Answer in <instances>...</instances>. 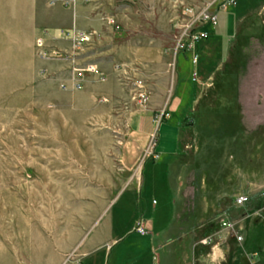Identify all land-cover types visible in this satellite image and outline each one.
Returning <instances> with one entry per match:
<instances>
[{
  "label": "rangeland",
  "instance_id": "374dc122",
  "mask_svg": "<svg viewBox=\"0 0 264 264\" xmlns=\"http://www.w3.org/2000/svg\"><path fill=\"white\" fill-rule=\"evenodd\" d=\"M33 1L0 0V264H76L88 231L115 220L128 192L120 189L142 161L126 167L131 117L173 92L183 53L197 85L189 98L195 124L183 122L192 144L181 159L183 186L189 174L184 224L227 225L239 241L248 236L241 231L264 228V0L219 9L193 51L178 52L176 22L193 0H103L100 27L82 28L89 38L81 48L70 40V53L71 68L94 62L106 77L84 71L75 88L34 63L44 56L32 32ZM205 107L222 117L200 112ZM203 127L218 131L211 137ZM239 193L249 195L243 204ZM160 194L149 200L160 202Z\"/></svg>",
  "mask_w": 264,
  "mask_h": 264
},
{
  "label": "crops",
  "instance_id": "0c3cea01",
  "mask_svg": "<svg viewBox=\"0 0 264 264\" xmlns=\"http://www.w3.org/2000/svg\"><path fill=\"white\" fill-rule=\"evenodd\" d=\"M102 3L106 7L103 0H75L74 4L67 0H34L31 12L34 37L44 36L49 49L70 55V39L60 36L59 29L72 26L98 29L106 12L102 9ZM183 54L181 66L177 64L173 92L166 99L152 101L148 108L131 117L130 129L124 141L126 167H131L136 156L138 161H142L134 166L125 186L120 189L128 192L125 202L114 214L115 220L112 221V214L99 229L89 230L80 243L82 256L79 264H264V228L254 226L241 231L248 236L246 241H239L235 237L238 231L227 225L199 228L184 224L183 220L189 216L184 208L189 174L183 186L181 159L186 153L185 149L192 146L190 141H186L188 131L184 124H195L194 117L190 115L194 100L191 102L189 98L197 85L190 80L187 70L190 68V73L192 71L190 56ZM177 55H174L176 63ZM74 57L58 59L55 56H34V63L40 71L63 75L71 83V58ZM100 70L106 77L104 69ZM90 78L100 80L95 73H91ZM161 110L168 114L156 121L154 117ZM210 110L217 111L216 107H205L200 112ZM219 113L218 117L221 118L223 113ZM200 129L202 133L207 131L211 137L218 131L204 127ZM153 132L159 157H144L142 154ZM192 142H195L194 136ZM156 160H161L165 165L161 167ZM129 188L134 194L131 198ZM156 191L161 193L160 202L149 200ZM218 209L221 214L224 213L221 207ZM126 212H129V216L124 222ZM223 217V221L230 220L227 216ZM138 220L146 228L145 233L134 230ZM210 233L215 234V240L206 244L201 238Z\"/></svg>",
  "mask_w": 264,
  "mask_h": 264
},
{
  "label": "built area",
  "instance_id": "2783aa9c",
  "mask_svg": "<svg viewBox=\"0 0 264 264\" xmlns=\"http://www.w3.org/2000/svg\"><path fill=\"white\" fill-rule=\"evenodd\" d=\"M83 1H90V0H83ZM68 3L74 4L75 0H67ZM237 0H193L183 8V13L180 17V20L176 22V26L179 29L177 34L175 35V43L174 49L175 52L178 51H185L191 50L195 48L196 43L207 35V31L204 30L205 23H216L217 20V11L219 9H226L230 5H234ZM108 20L113 22V17L108 16ZM60 35L68 38L71 40L72 45L81 48L84 43L89 38V33L82 28H77L75 26L68 27V28H61L59 29ZM37 52L41 56H45L47 54H56L61 57H72V55L66 52H60L58 50H52L46 48L44 44V39L42 36L37 37ZM196 56H192V61H196ZM72 59V58H71ZM84 71H88L91 73H95L97 77L101 80L105 78L104 73L96 66L94 62H87L84 65H75L72 68V82L70 85L72 87H80L81 86V78ZM60 85L63 88H67L69 85L66 82L61 81ZM168 112L165 110H161L158 115H155V120H159L162 115H167ZM154 135H151L148 146L145 149L146 155H151L153 158H157L159 153L154 150ZM248 194L239 193L235 197V202L238 204H243L248 200ZM225 224H229L228 221H223ZM134 230L139 233H145L147 230L143 226L140 220H138L135 224ZM240 238V236H238ZM76 264H79V261H76Z\"/></svg>",
  "mask_w": 264,
  "mask_h": 264
}]
</instances>
